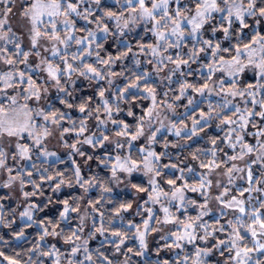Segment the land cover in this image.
<instances>
[{"label":"snow or ice","instance_id":"obj_1","mask_svg":"<svg viewBox=\"0 0 264 264\" xmlns=\"http://www.w3.org/2000/svg\"><path fill=\"white\" fill-rule=\"evenodd\" d=\"M117 2L119 3V0ZM17 3L22 5L20 16L26 21L30 45L27 50L22 36L13 31L10 24V15ZM92 5L99 9L101 0H0V172L7 173V180L0 184V187L11 188L18 183L23 197L27 200L38 194L43 195L44 182H48L50 186L51 182H55L53 192L59 191L65 185L73 187V178L75 185H79L85 193L96 185V177L85 179L81 175V168L75 159H72V178L66 180L63 172H57L55 176L41 175V183L32 179V170L17 169L9 165V160L17 165L21 161L32 160L34 151L45 158L55 156L56 153L49 152L45 145V140L53 135V131H58L64 147L71 149L70 158L75 154L83 157L86 162L91 161L93 156L82 151L78 145H88L95 149L113 144L117 153L127 147L128 155L116 154L114 157L109 155L104 159L97 158L105 166H109V161L114 159L110 164V171L111 179L117 183L122 182L120 173L131 177L134 172L143 170V174L149 177L148 188L131 185L136 192L147 194V199L140 206L142 212L136 213L146 214L141 224L128 222L127 227L134 230L132 237H129L127 232H110L111 237L118 238L110 241L116 253H120L126 240L135 238L139 250L134 254L143 256L148 249L147 236L163 230L154 225L173 224L176 225L175 230L161 239H171L170 243L164 244V248L180 250L176 254L174 264H209L208 258L217 253L224 258L222 264H264V199L261 198L264 196V34L254 31L247 43L243 39L244 30L253 27L249 24V19L254 21L255 26L264 23V0H123V11L117 13L100 9L101 15L96 14ZM217 14L220 16L219 23L213 24ZM77 19L83 20L87 25L95 24V30L87 27L77 28ZM106 21H114L121 36L130 23L145 25L146 31L155 37V43L140 44L139 53L152 57L146 63L153 64L157 74L172 65L164 77L169 84L177 74L184 77L179 81V95L169 101V92L165 91L162 94L163 99L158 101L157 88L148 83L151 74L147 71L142 74L133 73L134 79H130L125 86L112 92L110 96L106 94L113 86V77L124 76V71H113L116 62L132 52V48L128 46L126 51L117 56H101L103 43L98 42V39H107L109 35H113ZM235 24H238V29H233ZM206 26L210 27L213 36L222 32L226 41L233 39L235 31L236 43L230 47H222L219 41L214 43L212 39H204ZM77 32H85L86 35L77 36ZM98 34L103 36L99 37ZM42 41H47L51 47ZM73 43L77 46V51L69 54L68 49ZM185 48H188V51L185 52ZM170 49L176 51L173 53ZM44 53H49L50 56ZM222 53H229L230 58L226 59ZM202 54L211 58L209 63L200 65V70H206L203 83L189 82L187 77L193 75L192 64L198 63ZM93 55L95 61L89 62L88 58ZM32 56L38 60L34 66L30 63ZM57 59L59 62H56ZM135 64L139 66L140 60L136 59ZM185 68L188 69L187 72L184 71ZM246 71L254 73L255 82L241 85L240 77ZM217 72L226 73L228 80L213 79ZM34 73H45L46 76L42 82H38ZM74 76L90 83L99 84L106 81L108 85L107 88L99 86L94 95L75 105L81 114L78 123L68 113L59 109L46 110L40 106V101L47 95L49 87H55L58 93L64 94L60 103L72 109L74 105L67 97L72 96L70 88L75 86ZM189 90L202 97L219 96L222 103L213 106L209 102L207 112L201 110L199 119L192 117L191 129L181 120L183 127L171 123L168 131L181 139L191 140L199 136L211 120L217 119V127L226 128V132L219 140L211 138L210 149L192 153L191 158L198 161L200 169L205 170L197 173L196 184H191L185 179L184 168L178 167L177 164L163 165V168H172L179 172L174 178L167 179L166 183L170 189L165 190L157 179L162 176L159 161L164 153L158 154L152 149V145L157 142V133L165 127L163 121H159L160 127L155 128L148 136L147 146L139 148L140 161L132 157L131 149L133 142L145 135V123L151 127L153 119H159L161 113L158 109L166 108L174 112V102L185 97L187 106L193 104V98L188 96ZM138 99L150 100L151 104L138 118L136 128L132 131L130 125L118 117L124 111L121 107L124 104L128 105L126 115L135 118L131 105ZM237 100L239 102L234 103ZM30 101L35 102L34 107L30 106ZM38 120L43 123H38ZM90 120L95 121L100 129L99 134L91 132L86 135L90 131ZM65 123L69 126L65 127ZM109 124L113 126L111 130H108ZM106 130L113 131L115 139ZM66 135H74L75 142L68 143L65 140ZM168 146L165 142V149ZM171 146L177 147L176 144ZM201 156L210 158L201 159ZM32 168L36 169V166L33 164ZM187 171L191 173L193 168L189 166ZM44 172L47 173V169H44ZM213 177L226 178L227 183H224L223 179L214 180ZM236 179L244 181L247 186L236 188L237 194L233 195L231 193L236 187ZM178 181L181 183L178 184ZM26 185H31L33 191H24ZM214 187L222 190L212 196L211 190ZM101 188L103 192L111 191L103 185ZM188 192L197 193L202 202L189 198ZM253 192L261 196L253 197ZM212 199L220 206L221 217L227 216L229 212L236 215L227 219L226 223H221L219 219L214 223L205 221L204 217L210 213L208 206ZM254 199L258 202L256 205L252 204ZM61 203L63 210L59 213L60 221H66L69 213L81 212L78 204L73 207L67 199ZM98 204L100 200L89 201L92 212L99 214L101 219L99 227L93 224L92 235L99 233L103 236L109 229L104 227V214L97 208ZM155 205L160 206L162 218L154 210ZM44 207H47V204ZM172 207L175 212L171 210ZM188 207L198 208V214L195 217L180 219L176 213L186 212ZM131 208V203L121 204L114 215L119 216L122 211L127 212ZM33 210L43 211V208L31 203L21 213V217L35 223ZM89 215L85 209L79 217L80 223L70 234H64L63 229L57 231L60 221L42 220L39 240L30 250L37 254V260H32L30 256L29 264H44L39 257L48 258L51 264H62L64 261L66 264H96L87 247L88 240L82 239ZM3 219V216H0V223ZM22 236L23 231L17 234V238ZM49 236L61 237L64 244L69 245L67 252H61L55 245H51L47 250L41 248V242ZM186 245L193 247V255H180ZM160 250L157 249V254ZM81 252L83 259L77 260L76 257ZM128 253H133V248L129 247L123 253L126 257L123 264H128L130 260ZM0 256L4 254L0 252ZM4 259L8 264H20L19 260L7 256H4ZM97 260L100 264H113V261L98 249ZM162 264H169V261L165 259ZM217 264L221 262L217 261Z\"/></svg>","mask_w":264,"mask_h":264},{"label":"trees","instance_id":"obj_2","mask_svg":"<svg viewBox=\"0 0 264 264\" xmlns=\"http://www.w3.org/2000/svg\"><path fill=\"white\" fill-rule=\"evenodd\" d=\"M96 9V7L94 8ZM100 9L104 10H110L114 12H121L124 10L123 6V0H119V3L117 0H101V5L99 9H96V14L101 15ZM220 16L217 15L216 19L213 21V24L219 23ZM249 24L253 25L252 28L245 29L244 30V42L247 43L250 39L251 35L254 31H259L261 34H264V25L255 26L254 21L249 19ZM108 23V26L113 33V35H109L107 39H98V42L103 43V49L100 51L101 56L107 58L108 55L117 56L121 52H124L127 50V47L130 46L132 48V52L129 53L127 57H125L122 60H119L116 62L113 71L115 72H121L124 71V76H117L113 77V86L109 93H106L107 95H111L112 92H115L117 89L122 88L125 86L130 79H134L135 74H142L144 71L149 72L151 75L149 77L148 83L154 85L157 88V99L158 101L163 99V92L168 91L169 96L168 100L172 101V98L176 95H179V77L174 76L173 82L171 84L168 83V81L158 80L154 78V65L146 63L147 60L151 59L152 57L146 56L139 53V45L140 44H150L155 43V37L152 36L151 32L146 31V27H141L137 30L136 33H128L124 32V35L121 36L116 31L115 24L113 21H106ZM87 27L89 29L95 30V24L87 25L83 20L77 19V28H83ZM150 27V25H148ZM233 29H238V24L233 25ZM86 35L85 32H77V36H83ZM204 39H212L215 43L216 41L221 42L222 47H230L232 44L236 43L235 40V31L233 32V39L231 41H226L223 39V33L217 32L215 36L210 31V27L206 26V30L203 35ZM95 47V46H93ZM191 47V44L188 46ZM77 51V46L73 43L71 47L68 49L69 54L72 52ZM171 52H175V49H170ZM184 51H188V48H185ZM133 53H136L137 55H133ZM226 59L230 58L229 53H222ZM234 55V52L232 53ZM140 60V65L137 66L135 64V60ZM210 56L209 55H201V58L198 63L192 64L191 70L193 72V75L188 76L187 79L189 82L201 84L204 80V73H201L200 71V65L206 64L210 62ZM89 62L95 61V55L88 58ZM59 62V61H56ZM30 63H32V59L30 57ZM23 68V65L20 66ZM186 69V68H185ZM185 72L188 71L185 70ZM34 77L38 78V73L33 74ZM73 79L76 81L75 86L73 88H70V91L72 92L71 97H67L69 102L73 103L74 107L72 109H68L64 104L60 103V99L64 98L63 93H58L57 90L54 88L52 92L47 94V98H45V102L42 101L41 107H45L46 110L48 109H59L60 111H63L65 113L70 114L71 118L73 120H76L77 123L79 122L81 114L76 110L75 105H78L82 99L92 96L95 94L97 88L99 86L108 87L106 81H101L99 84L96 82H89L84 80L83 78L77 79L75 76ZM38 82L39 78H38ZM193 93L191 90L188 92V96ZM44 102V103H43ZM213 102V101H210ZM175 115L178 117L176 124L178 127H183L182 124H180V121L183 120L184 124L188 125V128L192 126V117H195L199 119V112L201 110L207 112L208 111V104L209 101L205 99H201L198 101L192 108L189 109V106H187V97L182 98L178 101H175ZM45 104V105H43ZM151 101L150 100H136L131 107L133 108L135 112V118L134 117H128L126 115L128 105L122 104L121 107L124 109L119 115V119L124 120L126 123L130 125V128L132 131L135 130L138 118L143 115V111H146L147 108L150 106ZM187 106V107H186ZM147 118H145L146 120ZM216 122L217 119H213L209 122V126L205 128L203 132L199 134V136L193 137L191 140L181 139L179 137H176L169 133H161L157 135V142L153 144L152 149L155 150L158 154L164 153V155L161 157L159 161V165L162 168V176L158 177L159 183L165 190H169V185H167L166 181L167 179L174 178L175 176L179 175V172L176 169L172 168H163V165L167 164H177L178 167L184 168L185 172V179L188 180L189 183H197L198 176L197 173H201L205 170L199 168L198 161L193 160L192 153L197 152V150H208L212 147L210 140L211 138H217L219 140L220 137H223L224 135L221 134V132L216 131ZM89 133L92 131H96V124L95 121L90 120L89 122ZM65 127L69 126L67 123L64 124ZM100 130V129H99ZM60 138V134L58 131H54ZM224 134V133H223ZM76 137L74 135H66L65 140L68 141V143L74 141ZM251 140V138H248ZM185 141H187V144H184ZM165 142L168 143L167 149H165L164 145ZM189 142V143H188ZM172 144H176L177 147H172ZM223 147V145H220ZM137 147V146H135ZM131 149V155L134 159L137 161H140L141 156L136 148ZM113 148V147H112ZM104 149V148H95L93 149H86L84 152H86L89 155L93 156V159L91 161H85L83 157H80L79 159H75L77 164L81 168V175L85 179H89L91 177H96L97 183L94 187L89 188L88 192L85 193L82 188L79 187V185H75V181L73 178V187H68L67 185L62 186L61 189L57 192H53L52 188L55 186V182H51V186L48 182H44L42 184V192L43 195H37L28 198L25 200L26 204L35 203L39 205L41 208H43V211H36L33 210V221H21L19 218V207L17 206L16 202H9L8 198L10 196L3 190H0V197H3V199H0V216H3V222L0 223V252L4 254V256H7L11 259H16L20 261V264H29V257L31 256L32 260H37V254L31 252L30 250L36 245L37 241L39 240L40 234H41V228H40V222L42 220H52L53 222L60 221L59 213L63 210V204L61 203L63 200L67 199L71 206L75 207L77 204L79 205L81 212L85 209L88 210L90 215L88 216L86 220V226L84 228V232L82 233V239H87L88 244L87 247L89 249V252L93 254V259L96 260V264H100V261L97 260V249L100 253H103L104 255L108 256L109 259L113 261V264H121L120 262L123 259H126L125 253L127 251V248L131 247L133 248V253H128V256L130 257V264H162L163 260L167 259L169 261V264H174V260L176 257V254L180 251H177L176 249H167L164 248L165 243H170L171 239L169 238L167 241L162 240L161 237H153V240L149 242L150 249L147 250V252L143 256H137L134 254L135 251L139 250V245L137 240L135 238H130L126 240L125 244L121 247L120 253H116L113 244L110 242L113 238L110 235L111 231H122L127 232L129 237H132L134 230L129 229L127 227L128 222L132 221L135 224H141L142 219L145 218L146 214L137 215V211L142 212V208L140 207L144 200L147 198H142L138 204L135 206L136 202L134 193H124V192H118L115 189V186L113 185L112 179H111V171H110V164L114 162L113 160L109 161V166H105L99 162V159H104L107 156L111 155L114 157L117 152L115 149ZM226 151H230L226 149ZM32 161L30 164H28L24 168H28L29 170L33 171L32 179H34L37 183H41L40 177L41 175H53L57 172H63L65 174L66 180L68 178H72L73 173V165H72V159L68 158V155H63L60 159L56 161H41L39 159H36L35 156H32ZM222 157V154H221ZM210 156L205 157L201 156V159H209ZM36 166V169L32 168V165ZM193 168V172L189 173L187 171L188 167ZM44 169H47V173L44 172ZM15 174V173H13ZM258 174V173H257ZM181 183L178 181V184ZM137 184L138 186L148 188L149 185L146 181L137 179V178H131L130 185ZM101 185L104 187L110 188V192H103ZM247 185L245 182L240 184V187H246ZM236 188H239V186L236 185L235 188H233L232 193L233 195H236ZM135 190V189H134ZM24 191L31 192L33 191V188L31 185H26L24 188ZM136 192V190H135ZM137 193V192H136ZM191 192H189L190 194ZM192 196H188L189 198H194L198 202H202V198L197 193H191ZM194 194V195H193ZM147 195V194H146ZM247 193L245 194V197H247ZM253 197L261 196L259 193H252ZM103 197V199H101ZM49 198H51V203H49ZM262 199H264V196H261ZM100 200V204L97 205V208H99L100 212H103V224L104 227L109 229V231L105 232L103 236H101L99 233H95V235H92L94 232L93 224H95L97 227L100 226L101 219L99 214L93 213L91 208L89 207V201H96ZM131 203L132 208L129 209L127 212H121L119 216L114 215L116 210L119 208L121 204ZM258 202L254 199L252 201L253 205H256ZM47 204V207H44ZM194 210H188L186 212H181L179 214H176L179 216L180 219H186L188 216H195L199 212L198 208L193 207ZM80 213H69V217L66 221H60L59 228L57 231H60L63 229L64 234H70L71 230L77 227V225L80 223L79 217ZM175 212V211H173ZM158 214V213H157ZM159 215V214H158ZM207 222L214 223L215 220L219 219L221 223H226L227 219H232L230 216L221 217V214L219 216L216 215H210L205 218ZM9 226H5L8 225ZM31 225V226H29ZM23 231V236L20 238H17V234ZM107 237V239H106ZM48 238H54V237H46L44 241L41 242V248L47 250L50 248L51 245H55L57 248L61 250V252H67L69 249V245L64 244L63 239L61 237H56L58 241L56 243H49ZM157 249H161L159 251V254H157ZM185 253L189 255L194 254L193 247H190V245H186L184 252H181L180 255L183 256ZM4 256H0V264H8V261L4 259ZM216 259L214 260V257ZM40 260L44 261V264H51V260H49L46 257H39ZM77 260L83 259V253L77 255ZM222 259V257L219 256V254H214L211 259L208 260V262L215 261L217 264V261ZM62 264H66V261L62 262ZM87 264V262H86ZM210 264V263H209Z\"/></svg>","mask_w":264,"mask_h":264},{"label":"rangeland","instance_id":"obj_3","mask_svg":"<svg viewBox=\"0 0 264 264\" xmlns=\"http://www.w3.org/2000/svg\"><path fill=\"white\" fill-rule=\"evenodd\" d=\"M2 7V6H0ZM93 8H95L96 6L95 5H92ZM22 11V5H20L19 3H17V6L13 8V13L10 15V24L13 28V31H15L18 35L22 36L23 38V41H24V47L25 49L27 50V48L30 46L29 45V42H28V34H27V27H26V21L23 20L20 16V12ZM127 15V13H125ZM218 15V14H217ZM114 22V21H113ZM115 24V22H114ZM121 24H123V21H121ZM261 25H264V23H262ZM145 25L143 23H140V24H136V25H133V24H129V28L128 29H124V32H128V33H136L138 29H140L141 27H144ZM116 28V27H115ZM117 31V29H116ZM118 32V31H117ZM99 37H102L103 34H98ZM42 43H44L46 46L48 47H51L50 44H48L47 41H42ZM11 47V46H9ZM44 55H49V53H44ZM51 58V57H50ZM32 59V65L34 66L38 60L36 57L32 56L31 57ZM55 59V58H53ZM58 61V59L56 60ZM172 65H168L167 68H165V70L163 72H160L159 74H157L156 72L154 73V78L155 79H158V80H163V81H167L166 79H164V77L167 75L168 73V69L171 68ZM187 70V69H185ZM201 73H204L206 72V70H200ZM38 78H39V81L42 82L43 79L45 78L46 74L45 73H38ZM177 77H179L180 80L184 79V77H181L179 76V74L176 75ZM217 78H220V79H225V80H228V76L226 73H221V72H217L215 74V76L213 77V79H217ZM254 73L252 71H246L241 77H240V84L241 85H245L247 83H254ZM55 87H49V91L47 94H49L50 92H52V90L54 89ZM47 96V95H46ZM46 96L42 97L41 101H40V105L42 104V101L45 100V98H47ZM190 96L193 98V104L189 106V109L192 108L198 101H200L201 99H205L207 101H213L211 102L213 104V106H216L218 103H222V100H221V97L219 96H215V95H212V96H199L195 93H191ZM45 102V101H44ZM43 102V103H44ZM239 102L238 100L237 101H234V103H237ZM30 106H35V102H32L30 101ZM45 105V104H43ZM44 107V106H43ZM219 111V109H217ZM158 111H160V116H159V119H153V122H152V125L151 127L148 126L147 123H145V126H144V130H145V135L143 137H141L139 140L133 142V148L135 146L136 149L139 150V148L141 147H146L147 146V138L149 135H151V132L155 130V128H158L160 127V123L159 121H163V124L165 125L164 128L161 129V131L159 133H157V135L161 134V133H169V134H172L171 132L168 131V127H170V124L171 123H176V121L178 120L175 115V112L171 111V110H168L166 108H160L158 109ZM227 111V110H226ZM147 120V119H146ZM38 123H43L42 120H38ZM219 121L217 120L216 122V131L218 132H221L222 135L225 134L226 132V128H218L217 125H218ZM90 127V125H89ZM192 127V126H191ZM191 127L189 129H191ZM97 130L96 131H92V132H96L97 134H99V128L96 126ZM113 128V126L111 124L108 125V130H111ZM106 130V131H108ZM91 133V132H90ZM90 133H86V135L90 134ZM224 133V134H223ZM108 134L113 138L115 139V136H114V132L113 131H108ZM174 135V134H172ZM175 136V135H174ZM76 140V139H75ZM72 141L70 143H74L75 142ZM30 143V141H28ZM187 141H185L184 144H187L186 143ZM189 143V142H188ZM45 145H46V148L49 152H54L56 153L55 156H50V157H47L45 158L44 156H41L39 155V152L37 151H34L32 153V156H35L36 159H39L41 161H56L58 159H60L63 155H68V158H70V153H71V149L69 148H66L64 147L63 145V142L60 140L59 136L53 131V135L49 136L46 140H45ZM153 146V145H152ZM78 147H81V150L84 151L88 148L90 149H93L92 147L88 146V145H78ZM113 147V148H112ZM115 149L114 145L113 144H106V146L104 147V149ZM98 149V147H97ZM116 151V150H115ZM117 152V151H116ZM117 154H120L122 156H125V155H128L129 154V150L127 149V147H125L124 149L120 150L119 153ZM141 156V154H140ZM33 158V157H32ZM80 156L78 155H75V154H72L71 155V158L70 159H79ZM32 160L30 161H21L19 162V165L16 164V162L12 161V160H9L8 163L10 166H13V167H17V169L19 168H24L26 167L28 164L31 163ZM204 172V171H203ZM202 173V172H201ZM121 177H122V182L120 183H117L116 181H113V185L115 186V189L118 191V192H124V193H134L135 195V200L134 202H136L135 206L138 204V202L142 199V198H147V195L146 193H136L135 190L131 187L130 185V180L131 178H137V179H141V180H144L148 183V179L149 177L148 176H145L143 174V170H140V171H137V172H134L131 177H127L126 174H123V173H120ZM198 178V177H197ZM158 179V178H157ZM213 179H223L224 183H227V180L226 178H223V177H213ZM7 180V173L6 172H0V184H2L4 181ZM160 181V180H158ZM198 182V181H197ZM244 181H240L239 179H236L235 181V185L239 186L240 187V184H242ZM191 184H195V183H192ZM170 189V187H169ZM0 190H3L5 191L9 196L10 198H8V201L9 202H16L17 203V206L19 207V218L21 221H29L26 217L22 218L21 217V213L25 211L26 208H28L29 204H26L25 202V198L23 197L22 195V192L20 190V186L19 184H14L11 188H3V187H0ZM222 189H216L215 187L211 190V195L212 196H215L219 193V191H221ZM192 193V192H191ZM189 194V192L187 193V196H192V194ZM194 195V194H193ZM191 199H194L193 197ZM209 209H210V213L209 215L205 216L204 217V220L207 221L205 218L210 216V215H216V216H219L221 214V208L220 206L217 204V202L212 199L210 200L209 202ZM159 208L160 206L159 205H155L154 206V210L156 211V213H158L157 215L162 218L163 217V213L159 211ZM194 210L193 207H188V210ZM172 211H175V208L172 207L171 209ZM226 211V210H225ZM84 213V211L81 212L80 215H82ZM198 213V212H197ZM33 214V213H32ZM176 214H179V213H176ZM197 215V214H196ZM195 215V216H196ZM234 215H236L235 213H231L229 212L228 213V216H230V218H233ZM195 216H192V217H195ZM155 227H158V228H162L163 230L162 231H159V232H154V233H151L147 236V243H148V249H150V245H149V242L153 240V237H162V236H165L167 235L170 231H174L175 228H176V225H173V224H168V225H154ZM58 241V239L55 237V238H48V242L50 243H56ZM138 242V241H137ZM139 245V244H138ZM190 247H192L190 245ZM147 249V250H148ZM177 251H180L178 249H176ZM147 252V251H146ZM145 252V253H146ZM144 253V254H145ZM217 256L214 257V260L216 259ZM212 257H209V259H211ZM223 259H220L219 261L223 262ZM125 261V259H123L120 263L123 264V262ZM210 264H216L215 261L213 262H209ZM128 264H130V261H128Z\"/></svg>","mask_w":264,"mask_h":264}]
</instances>
